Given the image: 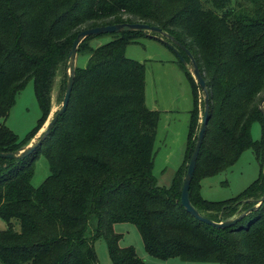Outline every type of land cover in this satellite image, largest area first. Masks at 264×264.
<instances>
[{"label": "trees", "instance_id": "trees-1", "mask_svg": "<svg viewBox=\"0 0 264 264\" xmlns=\"http://www.w3.org/2000/svg\"><path fill=\"white\" fill-rule=\"evenodd\" d=\"M136 22L181 43L200 69L209 118L189 198L202 216L228 218L241 201L264 191V119L258 110L264 95V0H0V152L14 151L37 134L60 69L64 95L68 53L81 30ZM109 34L112 39L96 47L88 42L101 35L79 44L77 56H87L86 64L75 66L67 107L41 146L22 159L0 158V219L6 225L0 229V264H98V238L105 240L111 264H144L132 246H118L116 223L133 224L145 252L158 259L264 264V202L222 229L199 222L180 204L203 109L191 74L179 60L192 94L186 163L168 187L159 186L152 172L159 112L145 105L144 64L125 56L126 46L144 34ZM29 80L40 116L18 139L3 120ZM256 120L261 136L253 141ZM246 149L258 160L257 178L230 199H204L201 180L227 169ZM39 151L49 173L33 187ZM253 205L243 203L240 213Z\"/></svg>", "mask_w": 264, "mask_h": 264}, {"label": "rangeland", "instance_id": "rangeland-1", "mask_svg": "<svg viewBox=\"0 0 264 264\" xmlns=\"http://www.w3.org/2000/svg\"><path fill=\"white\" fill-rule=\"evenodd\" d=\"M112 39L110 34L92 39L88 44L96 47ZM158 40L154 37L139 36L136 43H130L125 48V56L141 62L145 68V105L150 110L159 112L156 134L153 144L152 172L159 186L168 187L179 168L186 163V140L189 122V112L192 108V94L183 67L178 62L177 48L169 40ZM87 56L79 54L76 65L85 66ZM63 70L57 72L51 90V108L47 119L37 134L31 139L35 142L48 120L59 109L62 100ZM202 101L201 92L198 93ZM201 103V102H200ZM201 106V105H200ZM199 124L202 106L199 109ZM40 116V110L34 94L33 83L29 80L19 91L4 124L13 131L18 139L35 126ZM250 136L253 141L261 136V123L254 121L250 126ZM31 185L39 186L47 177L48 163L42 151H39L33 162ZM259 164L251 149L244 150L238 159L222 172L204 178L200 182V195L209 201L230 199L258 176ZM264 174V165L261 170ZM5 222L0 219V229L5 228ZM115 233L120 234L119 247L132 246L144 264H217L182 261L179 258L158 259L147 254L143 248L142 239L136 227L130 223H116L113 225ZM98 264H111L106 242L98 238L94 242Z\"/></svg>", "mask_w": 264, "mask_h": 264}, {"label": "water", "instance_id": "water-1", "mask_svg": "<svg viewBox=\"0 0 264 264\" xmlns=\"http://www.w3.org/2000/svg\"><path fill=\"white\" fill-rule=\"evenodd\" d=\"M122 31H138V32H142L144 36L154 37L161 41H164L163 39L169 40L177 48H179L186 56L187 59L183 55L178 53V58L180 62L183 64L184 67H186V69L191 74V76L193 77V79L195 80V82L197 83L199 87V90L202 94L203 111L201 115L200 126L196 134L194 147H193L192 153L187 163L185 175L183 177V182H182L181 191H180V204L185 210V212L190 214L192 217L197 219L199 222H202L208 226H211L212 228L222 229V228H228L234 225L236 222H238L241 219L242 216L246 215L252 210L257 209L264 202V191H263L262 196L258 199L241 201L240 206L238 207L237 211L232 216L228 218L220 219L219 221H214V220H211V219H208L202 216L193 207V205L190 202V198H189V187H190V183H191L194 171H195L197 157H198V154L201 148L204 132H205L206 125L208 122V118H209L208 90L206 87L205 80L201 75L200 69L194 57L190 53V51L185 46H183L181 43H179L174 38H172L170 35L163 32L160 28L146 24V23H140V22L118 23V24L86 28V29L81 30L75 36L72 42L71 48L69 50V53H68L67 65H66V70H65L66 85H65V91H64V95H63L62 102H61L59 109L48 120L46 126L42 130V133L40 134V136L35 142L33 143L29 142L26 145H23L19 147L18 149L11 151V152H0V158L22 159V158L29 156L39 146H41V143L49 134L52 126L55 124L58 117L65 111L67 107L70 93H71L72 86H73V82H74L77 48L79 44L88 36H95V35L109 34V33H119ZM258 110L262 118L264 119V95L258 103ZM245 202L253 203L254 205L250 209L240 213L241 206Z\"/></svg>", "mask_w": 264, "mask_h": 264}]
</instances>
